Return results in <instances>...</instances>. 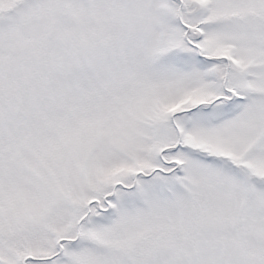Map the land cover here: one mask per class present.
<instances>
[{"label": "snow or ice", "instance_id": "1", "mask_svg": "<svg viewBox=\"0 0 264 264\" xmlns=\"http://www.w3.org/2000/svg\"><path fill=\"white\" fill-rule=\"evenodd\" d=\"M0 264H264V0H0Z\"/></svg>", "mask_w": 264, "mask_h": 264}]
</instances>
